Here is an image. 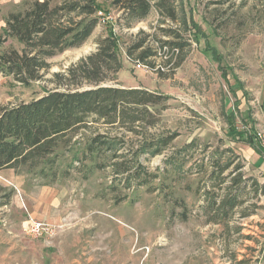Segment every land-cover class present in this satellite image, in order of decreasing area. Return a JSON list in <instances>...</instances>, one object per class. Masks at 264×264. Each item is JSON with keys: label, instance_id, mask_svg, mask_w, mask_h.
<instances>
[{"label": "rangeland", "instance_id": "374dc122", "mask_svg": "<svg viewBox=\"0 0 264 264\" xmlns=\"http://www.w3.org/2000/svg\"><path fill=\"white\" fill-rule=\"evenodd\" d=\"M31 1L0 0V34L7 14ZM114 1L95 0L104 23L83 46L50 59L40 81L22 85L0 73V106L29 103L54 89L53 74L93 53L111 31L122 69L108 86L168 97L166 108L151 109L157 123L140 137L126 134L119 152L141 163L145 174L127 186L126 176L111 168H71L89 134L59 148L43 175L0 172V203L11 194L0 206V264H264V197L253 199L248 189L243 205L218 225L208 223L203 201L215 160L237 168L248 185L264 184V0H167L175 22L158 14V0H150L141 21L125 20ZM162 29L177 31L185 45L169 67L157 56L156 42L171 41ZM143 34L165 73L127 58ZM10 47L21 48L7 39L0 51ZM169 135L176 138L162 154L147 160L139 150L145 140ZM33 222L47 231L32 232Z\"/></svg>", "mask_w": 264, "mask_h": 264}, {"label": "trees", "instance_id": "16d2710c", "mask_svg": "<svg viewBox=\"0 0 264 264\" xmlns=\"http://www.w3.org/2000/svg\"><path fill=\"white\" fill-rule=\"evenodd\" d=\"M114 5L119 6L128 21H141L151 9L150 0H115ZM155 8L161 17L176 21V13L167 0H158ZM98 12L100 8L95 0H63L56 5L52 0L24 2L20 10L8 13L4 20L0 44L13 39L21 48L0 51V73L22 85L40 81L50 69V59L86 43L100 22ZM162 32L171 41L156 44L160 51L167 48L163 56L164 65L169 67L185 45L179 42L177 31L162 29ZM147 38L143 34L127 50L126 56L134 64L163 74L162 67L153 61L156 52L147 45ZM174 49L178 51L176 56ZM121 69L118 40L109 31L98 41L93 53L65 73L53 74L54 89L29 103L0 106V172L39 169L43 175L45 171L41 167L54 165L59 148L69 146L81 134H89L80 157L74 158L77 166L71 168L80 170L86 163L95 170L111 168L114 176H126L123 180L127 186L145 174L141 163L131 162L119 152L126 134L140 137L142 131L157 123L151 109L166 108L168 97L138 88L108 86ZM175 138L169 135L156 141L145 140L140 142L139 150L147 154L148 160L162 154ZM192 146L188 144L184 150ZM230 166V163L221 165L218 160L208 166L204 182L208 191L203 201L209 214L208 223L214 225L224 223L243 205L248 189H252L253 199L264 197V184L253 179L248 185L236 173L237 168L229 171ZM1 192L5 189L0 185ZM10 197L9 193L3 195L5 201L0 206L8 205Z\"/></svg>", "mask_w": 264, "mask_h": 264}, {"label": "built area", "instance_id": "2783aa9c", "mask_svg": "<svg viewBox=\"0 0 264 264\" xmlns=\"http://www.w3.org/2000/svg\"><path fill=\"white\" fill-rule=\"evenodd\" d=\"M100 22L104 23V20H102V21H100ZM166 51H167V48H166V47H164V48L162 49V51L158 50V51H157V56L162 57V56H163V52H166ZM173 52H174L175 56H176L177 53H178V51L175 50V49L173 50ZM163 59H165L164 56H163ZM157 69H158V66H157ZM161 71L163 72L164 69L161 68ZM31 230H32V232L41 235V234H43V232H46V231H47V227H46L45 225L41 224V223H34V222H33L32 225H31Z\"/></svg>", "mask_w": 264, "mask_h": 264}, {"label": "crops", "instance_id": "0c3cea01", "mask_svg": "<svg viewBox=\"0 0 264 264\" xmlns=\"http://www.w3.org/2000/svg\"><path fill=\"white\" fill-rule=\"evenodd\" d=\"M39 1H43V0H39Z\"/></svg>", "mask_w": 264, "mask_h": 264}]
</instances>
